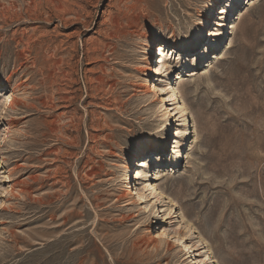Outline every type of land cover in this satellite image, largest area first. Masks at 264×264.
Masks as SVG:
<instances>
[{
  "label": "rangeland",
  "instance_id": "rangeland-1",
  "mask_svg": "<svg viewBox=\"0 0 264 264\" xmlns=\"http://www.w3.org/2000/svg\"><path fill=\"white\" fill-rule=\"evenodd\" d=\"M0 83V264H264V0H0Z\"/></svg>",
  "mask_w": 264,
  "mask_h": 264
},
{
  "label": "bare ground",
  "instance_id": "bare-ground-1",
  "mask_svg": "<svg viewBox=\"0 0 264 264\" xmlns=\"http://www.w3.org/2000/svg\"><path fill=\"white\" fill-rule=\"evenodd\" d=\"M238 1L239 0H237V2ZM214 6H215L214 3H212V6L210 8L211 11L214 9ZM220 11H222L220 13H224V17H226V18L228 17V13H227L226 10H223V8H220ZM54 15H56V14H54ZM222 22H219L218 23V25L221 23V26H222L221 29H216L214 31L209 30V33L208 34H209V36H211V38L209 39V42L212 41L211 45H217L218 42H219V40H221L224 37L225 33H226V30H227L226 28H228V24H225V21L223 23ZM135 23L137 24L138 22L136 21ZM229 26H230V28H233L234 27L233 24H229ZM204 31H205V28L204 27H201L200 31H198V33L195 34V37L196 36H199L198 37V40L202 39L201 37L203 36L202 34H204L203 33ZM168 34H169V37H168V40L167 41H169V42L170 41H173V43L170 46L171 47H175L176 33L169 32ZM146 40L149 42L150 41V37H146ZM163 44H159L158 45L159 51H158V53L156 55H159V54L160 55H163L164 52L166 51V47L163 48ZM165 45H168V44H165ZM147 49L150 50V46L149 45H147ZM150 55H151L150 53L146 55V58H145V63H146L145 64V67L142 68V69H140V72H142L143 74H146V73L150 72L153 75L156 74L157 76H160L161 75V67L160 68L159 67L158 68H152L150 66V60L152 59V57ZM206 55H207V53L205 52L204 53V56H206ZM240 78H241V75H239V77L237 78V80H240ZM159 80H161V79L159 78ZM234 84H235V81H234ZM1 86H3V85H1V83H0V87ZM138 86H139V84H138ZM3 87H5V88L7 87L8 92H9L7 94V96H6L5 105H7V107H9L10 109H13V106H15L16 101L18 99L17 98V95H16V92L20 90L19 89V86L18 85L11 86V85L6 84ZM146 88L147 89L142 92L143 94H145V95L151 94L154 97L160 98L159 101L161 103L163 102V100H162L163 98L160 97V95L158 93V91H161V89L158 88L156 84L148 85V87H146ZM177 114L179 115L178 118H176L177 117L176 116ZM186 115H188V109H187L186 105H183V106L179 107V110H176L175 108H172L170 111H168V116H169L168 118H169L170 122L172 123L174 121V123H176L177 125H184V123L186 124V121H185L186 120ZM190 117H191V115H190ZM11 124H13V122H11ZM175 131H176L175 133L180 134V136L183 137V139L180 140V142H179V145H180V148H181L183 146V144H184V142H183L184 139H186L188 136H190V137H197L198 136L197 124H196V122L194 120V117L192 116V124L190 125V128H188V129H176ZM166 140H167V137L165 136L164 137V141H166ZM150 152L152 153L153 151L150 150ZM144 160L142 159V160H139L138 161V163H137L138 164V167H148V163L145 162ZM126 169L129 170V167L126 166ZM143 176H144V173L143 172L136 171L133 179L134 180H137V179L143 178ZM156 176L159 177L158 175H156ZM157 177H155V178H157ZM133 189H135V190L138 189L136 187V183H134V186H132L130 183H128L126 185V189H125V192H124L125 194L123 195V197L124 198H127L126 200H130L133 203L142 202V200L144 199L143 194H141L139 192H136V193L133 194L132 193V190ZM131 194H132V196H131ZM157 194H158L157 197H160L161 196V198L165 195L162 190H159V192ZM129 196H130V198H129ZM134 196H135V198H134ZM168 198L169 197H167V199ZM169 201L170 202H173L172 199H170ZM187 248L188 249H191V247H187Z\"/></svg>",
  "mask_w": 264,
  "mask_h": 264
}]
</instances>
